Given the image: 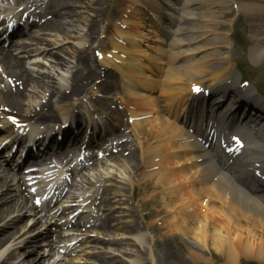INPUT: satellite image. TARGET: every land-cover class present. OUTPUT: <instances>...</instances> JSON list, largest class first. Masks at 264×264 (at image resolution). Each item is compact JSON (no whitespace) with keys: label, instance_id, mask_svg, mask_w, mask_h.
Wrapping results in <instances>:
<instances>
[{"label":"bare ground","instance_id":"obj_1","mask_svg":"<svg viewBox=\"0 0 264 264\" xmlns=\"http://www.w3.org/2000/svg\"><path fill=\"white\" fill-rule=\"evenodd\" d=\"M183 1L186 4H183L185 7L181 8L180 5ZM69 2L70 0H48L44 4L46 16L43 18L45 22L33 23L31 27L37 26L43 32L62 33L65 30V25L71 23L69 20L77 15L75 9L72 8L74 5ZM172 2L173 0H123L127 9L124 12V22L121 21L119 24L123 23V27L130 25L133 27V31H115L109 39L112 52L101 56V62L104 65H111L105 66L107 69V71H103L106 74L105 79L108 77L110 80H114L113 76H116L114 72L117 73L120 77L119 80L126 83V90H123L122 87H112V85H107L106 89L123 92L124 106H132V109H136L129 113V118L138 117L141 113L146 112L153 113L155 117L144 119V121L133 120L138 125L134 131L140 139L136 148L138 156L132 153L130 157L123 159L120 158L122 154L118 157L110 154L109 156L113 157L108 160L116 165L122 163L125 165L138 159V162L134 164V177L137 181L136 183L132 182V192H136L137 187L145 188L147 195L150 198H155L156 203L159 204L157 211L150 215L152 217L148 220L147 227H152L153 223L157 221L158 214H164L158 220L162 221L163 228L167 227V233L171 230L170 235L177 232L186 236L187 239L195 237V242L193 241L195 245L188 248L189 256L193 262L201 263L208 260L206 250L210 245L216 253L226 258V264H236L237 261L239 262V258L264 262V196L252 193L246 183L249 180L246 175L250 174L249 168L254 166L255 169L264 170V135L259 132L254 133V130L249 133L247 129L234 132V134L243 136L248 147L241 150L236 149L238 156L235 162L230 165L233 167L231 168L227 167L230 158L223 159L216 152L207 150L205 143L198 140L203 137V134L200 132L191 134V131L188 130L186 124L193 117L190 111H193L194 106L199 105L203 96L214 98L216 94L223 98L233 91L227 83L229 77L234 76L231 60L233 52L228 47V53L223 58L222 56L217 58L216 43H210L208 40L216 33L212 22L211 20L205 22L200 16L206 8L204 0H174L175 3ZM260 2V0H232L229 8L234 5L236 6V8L233 7L234 10L249 18L252 24L253 39L258 42L253 50L258 52L259 56H264V3ZM93 3L96 15L104 10L103 0H94ZM143 5L148 8L147 12L154 11L158 14L156 17L151 13V16L156 19L157 25L162 26V34L158 32L161 42L154 40L153 33L148 29L151 27L149 26L150 19L142 11ZM146 8L143 9L146 10ZM223 9V6L211 8V10L220 11ZM50 16H52L51 19H49ZM164 20L167 22L161 23ZM209 23L210 28L208 27ZM154 28L157 27L154 26ZM95 31L93 27H88L85 35L88 41L96 39ZM16 32L20 37L27 34L20 28ZM7 33L11 36L13 34L11 31ZM65 35V40L69 42L79 41L82 36ZM228 37L229 32H225L223 38ZM41 41L43 39L34 37L31 39V44H38ZM154 42H159L162 46L157 45V51L154 50ZM142 43L144 44L142 45ZM29 46L27 43L23 44L25 49ZM90 51L91 47H87L84 52L77 50L71 57L76 61V68L72 74L71 90L63 93L56 86V82L51 80L45 83L44 77L49 75L39 77L38 74L28 71L20 58L14 55L12 49L0 48V69L4 70L3 73L11 78L0 74V106L4 110L6 108L10 112L17 113V115L21 114L18 115L24 118L21 122L32 121L35 125L40 126L47 124L48 142L47 140L44 142L39 136L36 141H39L40 146L46 145V152L51 153L52 148L57 147V151L54 152L57 154L50 155L51 159L59 160L68 156L71 151L67 144L77 143V139L80 142L82 138H88V127L91 132L96 130V121L93 120L92 114L94 110L91 109L92 113L89 115L91 121L86 119L87 127L81 135V130L84 127L80 117L69 111V107L71 110L77 107V101L72 107L71 100L73 98L71 96L80 95L87 84L97 78L95 73L97 70L90 62L88 54ZM46 53L48 52L43 54ZM154 53L161 57L157 58ZM51 55L57 64L64 66L69 64L68 61L58 57V52H52ZM146 60L153 67L146 64ZM175 64L176 66H174ZM154 68L158 72H155ZM166 73L167 77H165ZM160 74L164 75L162 79L158 77ZM164 78L166 79L164 80ZM195 79L200 80L198 83H193ZM5 80L10 87L5 85ZM157 82L158 86L155 84ZM162 82L164 85L170 84L171 86L160 96V92L163 91L161 89ZM185 84L191 88L180 95L184 89L182 85ZM33 85L41 87L45 92H50L49 100L41 108L25 111L22 89ZM193 86L201 90V92L195 93L197 96L193 93ZM168 95H171L170 98L167 97ZM53 99H56L58 104L69 106L62 107L61 105L54 108ZM246 100V107L242 109L248 110L246 113H250L252 118L248 122L250 125L256 122L255 116L251 112L259 115L261 108L255 105L254 99L248 97ZM160 102L166 103L161 105ZM220 103L217 102L214 106H218ZM181 104L184 105V108H180ZM170 108L175 109L173 120L181 121L183 126L181 123L174 124L172 122L169 114L171 112L167 111ZM231 111L228 109L227 113ZM261 118L264 121V114L261 115ZM68 119H71V127H66ZM125 120L117 122V128L108 129L106 136L112 137ZM249 129L251 128L249 127ZM64 130H69V132H64ZM76 131H78V136ZM118 137L119 135L114 139ZM94 142L99 143L97 140ZM211 144L212 141H209L210 147ZM87 147L89 146L87 145ZM130 150L132 151V148ZM121 167L119 166V168ZM47 169H51V167ZM104 173L107 175L106 172ZM112 177L102 182L100 187L109 185ZM12 178L16 177L0 165V188L5 187L8 190ZM116 183L120 188L124 187L127 181L120 178ZM111 191L113 190L109 187L102 192L103 198L99 199L100 209L110 207ZM28 192V190L25 191L24 197L21 193L19 198H1L0 203L7 205L0 211V219L9 206L11 209L26 207L27 201L30 199ZM44 201L46 202V200ZM106 210L109 212L108 209ZM163 216L164 218H161ZM142 217L145 218V215ZM114 220L113 216H107L95 227L101 233L110 232ZM144 222L142 220V223ZM8 236L7 234L0 236V245ZM95 241L99 242L101 239L95 238ZM116 245H120V243L117 242ZM133 246L135 247L134 243ZM130 250L132 251V249ZM142 254H147V258L151 257L150 264H160V260L164 257H166L165 261L187 264L171 252H167V255H160L158 252L147 249L141 252ZM12 258L13 255L9 254L7 260ZM38 262L40 261L34 263L38 264ZM104 263L108 264L106 258H104ZM3 264H6V260ZM112 264L118 263L113 262Z\"/></svg>","mask_w":264,"mask_h":264},{"label":"rangeland","instance_id":"obj_2","mask_svg":"<svg viewBox=\"0 0 264 264\" xmlns=\"http://www.w3.org/2000/svg\"><path fill=\"white\" fill-rule=\"evenodd\" d=\"M204 1L206 4V9H205V14L203 15V19L205 20V22L206 20H211L212 27L216 32L212 37L216 38L218 42L216 50L218 51V53L222 52L223 54H225L227 51L224 48H222L221 43H222L224 33L227 32L228 30V21L234 15V13L230 9L227 8L230 4V0H204ZM260 1H261L260 3H264V0H260ZM32 2L34 1H28L26 3L31 4ZM93 2L94 0H80V2H77L75 0H70V4L74 5L72 8L75 9V11L77 12V15L71 18L72 20H69L71 21V23L69 25H65V30L62 33H59V32L42 33L40 31L38 33L36 29H33V31L36 32L35 35L43 39V41H41V43H38V46L31 44L30 48H28L25 51L19 50L18 48V52H16L17 53L16 56H18L22 60L24 67L27 70H30L40 76L50 75V78H52L53 81L58 83L57 87L59 89H61V87L62 89L66 88L68 86L66 85L67 81L71 79L72 73L74 71V68H73L74 63H71L68 66H64L63 64H57L55 58L53 57V55H51V53L58 52L59 53L58 57L60 59L64 61H68V62H70V60L71 62H75L74 60L72 61L71 56H73V53H75L76 50L82 51V48H84L83 42L77 41V40H74L73 42L72 41L69 42L68 40H65V36H66L65 34H68L69 36H72V37L79 36V35L81 36V35L86 34L87 28L89 26V22L91 20L96 19L95 5ZM122 3H123V0H103L104 10L98 12V15H105V12H106V15L99 19L100 24L101 22H103V24L107 22L108 24H110V28L114 29V26H115L114 22L118 18H120L119 13L118 14L116 13L119 12L118 9H120V7H121V10L123 9ZM0 5L3 10H9L10 8H12L13 10L14 8H18L20 6V4L13 3V0H0ZM219 5H223L224 7H226V9L222 10L221 14L219 13V10H211L212 7L219 6ZM24 6H25V3H24ZM112 8L116 10L114 11V9ZM88 14L90 15L89 17L90 21L86 22ZM83 25H86V27H83ZM102 25L101 26L99 25V28L101 27L99 29V38L103 36L102 31L104 30V28H102ZM208 27L210 28V23ZM240 29L242 31L245 30L244 24L240 26ZM23 41L27 43H31L30 40L25 39ZM99 42H100L99 39L98 40L95 39L94 41H92L93 47L96 48L97 45H99ZM211 43H214V42H211ZM37 48L39 50L38 52H37ZM249 49H251V47ZM41 52H48V53L41 55ZM234 52L236 54L235 58L242 57V53L238 51V49H234ZM248 56H249V59L247 58ZM245 58L252 65H258V66L262 65L261 72L259 69H257V72L258 74L260 72V79H262L261 82L263 83L264 81V60H261L259 63H257L253 59L252 53L250 51H247ZM69 72L70 73L72 72V73L70 74ZM170 86H171L170 84L169 85L162 84V88H161L163 89L162 92L164 93L168 91L170 89ZM182 86H185V85H182ZM42 93H43V90H40V89L33 90L31 86H28L24 91V99H26V106L24 108L30 109V106L37 104L39 102L41 103L45 99V95H42ZM55 101L57 102V100ZM4 133L3 132L0 133V136H2ZM131 168H133V166L130 167V169ZM121 170L124 172L123 176L121 172L117 171L116 168H109V171L112 173V176L117 175L121 178H124L130 175V170L128 169V167H123ZM15 183L16 181L15 182L11 181V187L7 191L8 193H11V192H13V194L16 193V189L14 187ZM87 184H88L87 186L85 185L81 188L79 187L77 191L78 192L83 191V190L86 191L87 188L93 187V186H94L93 188L103 190V191L105 190L103 186L98 187L94 183V181H89ZM5 190L6 188H0V192L5 191ZM139 190L140 189H137V191ZM6 195L7 194L5 193V194H2L1 196L3 197ZM123 199L126 200L127 197H123ZM1 207L3 206L0 205V208ZM17 211L18 210L13 209L6 216L5 220L0 221V236L10 233L9 238L6 239L4 242H2L0 245V264L2 261H4L7 258L9 254H12L14 256V262L13 261L8 262V264H35L34 263L35 261H40L38 262V264H48L52 260V259L49 260L48 258H49V255L52 253V251L55 249V239L56 238H58V240L61 239V237L56 233L60 229L55 227L52 223L51 224L52 228H49L48 230H43V234H44L43 236H45L46 238L40 239L34 243L25 244L26 241L32 240L31 238H33V236L35 235L34 232L36 230V227L33 226L31 217H29L28 215L25 216V211H30L29 207L27 209L22 210L24 211L22 213L20 211L19 212ZM132 218H134L136 222H139L138 217L132 215ZM8 219H11V220L7 222ZM47 221L50 224V219L48 217H47ZM166 240H167L166 238H162L161 243H163ZM46 241H49L50 243H52V245L54 243L53 247L51 246V244L48 246V243H46ZM168 242L173 247L174 244L170 241V239H168ZM153 250H156L158 252L156 247H154ZM72 257L73 255L62 257L59 263L66 264L67 262L64 260L66 258L67 260H69ZM122 257H128V256H125V255L121 256V260L124 263H126L122 259ZM84 258L92 259V256H84ZM213 259L217 262L214 264H224V263H221L223 261V259L221 258L216 257Z\"/></svg>","mask_w":264,"mask_h":264},{"label":"snow or ice","instance_id":"obj_3","mask_svg":"<svg viewBox=\"0 0 264 264\" xmlns=\"http://www.w3.org/2000/svg\"><path fill=\"white\" fill-rule=\"evenodd\" d=\"M198 90V89H197Z\"/></svg>","mask_w":264,"mask_h":264}]
</instances>
